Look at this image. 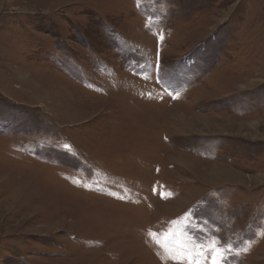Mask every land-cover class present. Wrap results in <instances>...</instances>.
Returning a JSON list of instances; mask_svg holds the SVG:
<instances>
[{"label":"rangeland","instance_id":"374dc122","mask_svg":"<svg viewBox=\"0 0 264 264\" xmlns=\"http://www.w3.org/2000/svg\"><path fill=\"white\" fill-rule=\"evenodd\" d=\"M214 258L264 264V0H0V264Z\"/></svg>","mask_w":264,"mask_h":264},{"label":"snow or ice","instance_id":"6c2138e0","mask_svg":"<svg viewBox=\"0 0 264 264\" xmlns=\"http://www.w3.org/2000/svg\"><path fill=\"white\" fill-rule=\"evenodd\" d=\"M65 147H67V146H65ZM197 264H199V262L197 261ZM213 264H215V258H214V260H213Z\"/></svg>","mask_w":264,"mask_h":264}]
</instances>
